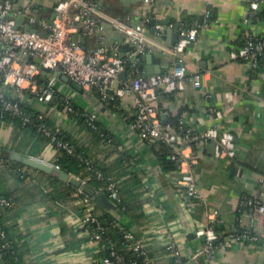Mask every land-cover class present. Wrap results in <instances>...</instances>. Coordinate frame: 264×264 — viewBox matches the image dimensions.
<instances>
[{
	"label": "crops",
	"instance_id": "0c3cea01",
	"mask_svg": "<svg viewBox=\"0 0 264 264\" xmlns=\"http://www.w3.org/2000/svg\"><path fill=\"white\" fill-rule=\"evenodd\" d=\"M23 1V5L28 3ZM29 1L39 8L40 17L50 20L60 0ZM96 1L103 10L130 24L146 21L151 35H156L161 25L162 39L170 46L180 40L182 31L197 30L181 63L188 75L184 88L177 93L161 92L155 103L162 122L171 124L176 118L179 123L183 117L195 131L215 125L234 135L237 153L233 159H216L212 142L196 148L199 163L194 170L204 202L188 207L158 166L152 147L128 127L121 113L107 109L90 91L84 93L74 86L66 90L73 103L98 115L115 135V143L92 140L71 115L61 117L63 107L57 103L40 104L28 94L24 100L45 111L60 127L67 125L72 133L82 135L81 141L92 156L111 167L110 177L118 184L124 204L122 215L116 217L122 226L149 243L153 264L171 262L165 250L171 233L183 252L198 264H264V215L256 207V200L264 203V54L257 63L231 55L248 36L264 37V16L258 14L264 12V1L155 0L153 5L147 0ZM253 2L258 4L255 9ZM81 39L85 47L96 44L95 36L83 35ZM104 42L110 47L118 44L121 50L128 44L124 34L109 23H105ZM153 58L158 60L161 73L176 63L172 54L149 49L144 54V74ZM197 71L206 72L207 88H197L190 80ZM218 110L220 117L216 116ZM12 129L0 121V144L9 141ZM121 153L130 158L121 161ZM55 155L53 145L48 144L35 158L54 163ZM40 172L32 171L23 183L9 171L4 174L3 182L16 195L15 207L5 221L14 250L7 251L0 264H98L102 252L83 231V219L89 213L99 217L107 211L95 203L85 208L83 195L64 190V184ZM209 212H216L214 223L219 235L245 228L252 229L262 241L234 243L208 262L195 229L206 223Z\"/></svg>",
	"mask_w": 264,
	"mask_h": 264
},
{
	"label": "built area",
	"instance_id": "2783aa9c",
	"mask_svg": "<svg viewBox=\"0 0 264 264\" xmlns=\"http://www.w3.org/2000/svg\"><path fill=\"white\" fill-rule=\"evenodd\" d=\"M17 1L0 0V104L20 114L23 111L19 103L25 99L27 91L40 104L49 103L57 91L65 100L59 113L62 118H66L74 110L73 101L66 92L72 84L65 83L60 74L67 75L83 91L97 87L103 100H121L120 107L126 110L121 116L142 140L150 145L165 143L170 147L169 158L176 167L166 174L180 196L185 198L188 207L204 202L194 170L199 163L196 148L214 142L216 159H233L237 153L234 135L215 125L200 132L195 131L183 117L177 127L163 123L160 108L155 103L161 92L177 93L184 88L188 75L185 67L179 64L183 62L188 43L196 38L197 30L182 31L180 40L170 46L162 39L161 25H158V33L151 35L146 21L130 24L103 10L96 0H60L54 7L52 25L47 18L38 16L39 8L33 1L23 6H17ZM147 1L152 5L155 3V0ZM257 6L256 2L252 3L253 9ZM105 23L123 33L126 42L135 47L134 50L122 51L118 44L111 47L107 45L104 42ZM26 28H32L33 31ZM83 35L95 36L96 44L92 47L83 46ZM149 49L172 54L176 63L163 73L140 72L142 56ZM262 54L264 37L256 40L253 36H248L244 46L231 53L233 58L252 63H257ZM123 71L126 72V79L120 76ZM205 76L206 72L197 71L190 75V80L195 87L205 88ZM40 78L47 81L39 82ZM36 110L40 113L39 117H43V111L38 107ZM83 114L93 119L99 118L95 112L84 110ZM216 116H222V112L216 111ZM42 129L49 132L44 125ZM63 145L73 150L67 142ZM3 161L0 157V162ZM96 173L106 181L105 189L109 196L116 202L120 201L121 192L116 181L110 176L106 177L101 170L96 169ZM82 182L87 184L86 180ZM78 192L80 194L83 191L79 188ZM0 202L2 205H11L9 198H1ZM82 202L85 208L94 204L88 195L83 196ZM256 207L264 215V203L261 200H256ZM207 216L205 224L196 226L195 234L203 241L202 250L208 262L214 260L221 249L234 243L262 241L252 229L221 236L215 228L216 212H209ZM90 223H96V226L91 228ZM118 226L124 232L120 245L107 236L108 228L97 215L89 213L83 219V231L102 252L98 264H153L149 243L124 226ZM7 239L8 232L0 228V263L4 260L5 251L11 247ZM122 250L132 253L130 260L126 259ZM165 250L171 257L169 264H198L183 252L174 233L169 234Z\"/></svg>",
	"mask_w": 264,
	"mask_h": 264
},
{
	"label": "trees",
	"instance_id": "16d2710c",
	"mask_svg": "<svg viewBox=\"0 0 264 264\" xmlns=\"http://www.w3.org/2000/svg\"><path fill=\"white\" fill-rule=\"evenodd\" d=\"M29 2V0H28ZM25 1L18 0L16 2L17 6H22ZM259 16H264V12L258 13ZM40 14H38L39 16ZM40 17V16H39ZM44 18V17H41ZM36 26H39L36 24ZM251 36V35H250ZM253 36V35H252ZM254 39L258 40L263 38L262 36H253ZM87 42H90V38L87 37ZM245 44V43H244ZM244 44L242 46H244ZM134 46L131 43L123 44V51L134 50ZM260 58V57H259ZM144 55L142 56L141 63L139 65L140 72H143L144 69ZM127 65H129L127 63ZM46 79H41L39 82H45ZM73 86V85H72ZM75 87V86H74ZM83 91V89H80ZM87 93L88 91H84ZM90 93L94 94L102 104L109 110H113L117 113H125L124 109L120 107V99L113 98L109 100H103L102 94L99 91V88L94 87ZM28 95H31L27 91ZM32 96V95H31ZM19 101V100H17ZM64 97L61 93L55 91L53 98L51 99L49 105H53L57 103L60 107H63ZM20 107L22 109V113L15 114L13 111L5 109L0 104V121L3 123H7L12 125L13 132L9 139L4 144H0V157L4 160L0 162V199L1 198H9L11 200V205H2L0 202V228L5 229L8 232V227L5 225L6 218L9 217L10 210H13L16 202V195L13 191H10L4 181V174L6 172L12 173L17 180L20 182H26L28 178L31 177L32 171L38 172L39 170L26 166L24 163L16 161L12 158V154L16 151L29 155L32 157L41 156L45 152L46 145H53L56 155L53 158L54 164L62 167L67 170L71 174L79 177L82 180H86L87 184L91 186L96 191L105 189V180L101 179L96 173V169L101 170L106 177L110 176L111 167L104 166L99 160H96L94 156H92L89 147L81 141L82 135H77L72 133V130H68L66 126L60 127L57 124L56 120L49 117L48 114L43 111V117H39L40 113L25 100H22L20 103ZM74 104V110L69 114L74 120H76V126H79L83 132H86L87 136L91 137L94 141H112L115 143L117 140L115 135L106 127L105 124L102 123L99 118L93 119L90 115L83 114V109L78 105ZM26 117L28 119L26 120ZM134 117L132 116L131 119ZM173 126H177L176 118L171 122ZM46 126L48 129V133L42 129V126ZM55 138V139H54ZM67 142L70 146H72L73 150H70L68 147L64 146L63 143ZM150 145V144H149ZM157 156V164L160 169L164 172L173 170L176 166L175 163L169 158L170 155V147L165 143H160L158 145H150ZM122 160L129 159L130 156L127 153H121ZM40 172V171H39ZM45 174L49 178L53 180V182H59L64 184V190H69L73 192L74 190L79 191V188L72 186L71 184H67L66 182H62L59 179L48 175L44 172H40ZM3 182V183H2ZM80 195H87L82 192ZM60 196L61 193H60ZM119 205V209H123V201H117ZM101 223L106 225L108 228L107 236L113 238L118 242V245L121 244L123 240L124 232L120 228L121 222L117 219L115 215L110 212H105L103 215L99 216ZM118 224V225H116ZM96 226V223H90V227L93 228ZM126 228V227H124ZM127 229V228H126ZM245 228L241 229L239 232L244 231ZM11 244V248L9 250H14L12 246V237L8 232V239ZM4 257H6V252ZM126 256L127 260L131 258V252L126 250H122Z\"/></svg>",
	"mask_w": 264,
	"mask_h": 264
},
{
	"label": "water",
	"instance_id": "95a60500",
	"mask_svg": "<svg viewBox=\"0 0 264 264\" xmlns=\"http://www.w3.org/2000/svg\"><path fill=\"white\" fill-rule=\"evenodd\" d=\"M54 17H55V13H53V15L49 21V23L51 25L53 24ZM26 29L28 31H31V30L33 31L32 28H26ZM179 65L182 66L181 63ZM146 69H147L146 70L147 74H157V73L162 72V68L159 65L158 60L156 58L152 59V62L149 65H147ZM120 76L123 77L124 79H126V72L123 71ZM60 77L65 82L71 83L77 89H79V90L82 89L81 87H79L75 83L71 82L70 78L67 75H61L60 74ZM163 123H165V122H163ZM212 144L215 145L214 142H212ZM12 158L16 161L24 163L26 166H29V167L35 168L39 171L48 173V174L58 178L59 180H62L64 182H68L77 188H81L84 193H86L88 196L92 197L95 204H97L98 206H100L101 208L106 210L107 212H110L115 216L117 214L122 215L121 210L119 209L118 203L115 200H113L106 191L94 190L88 184H83L82 180L79 177L71 174L70 172L63 169L62 167H60L54 163H49V162L40 160V159L32 157V156L22 154L18 151L14 152L12 154Z\"/></svg>",
	"mask_w": 264,
	"mask_h": 264
}]
</instances>
